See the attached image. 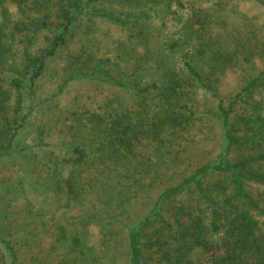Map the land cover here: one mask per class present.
Instances as JSON below:
<instances>
[{
  "label": "rangeland",
  "instance_id": "obj_1",
  "mask_svg": "<svg viewBox=\"0 0 264 264\" xmlns=\"http://www.w3.org/2000/svg\"><path fill=\"white\" fill-rule=\"evenodd\" d=\"M79 11L66 42L47 60L33 92L24 90L27 117L12 148L0 151V232L17 247L23 264H130L129 231L156 197L226 152L218 102L226 104L264 70V3L261 0H76ZM57 0L48 9L0 4L6 65L24 66V51L43 52L61 30ZM46 18L48 29L25 25ZM187 19L195 20L190 44L170 48ZM204 22V23H203ZM202 23V24H201ZM201 25H204L203 28ZM221 40L238 49L237 65L211 76L214 87L188 81L183 53L193 44ZM182 43V42H181ZM247 54L250 59H243ZM169 69L185 80L183 102L195 111L186 127L160 136L140 135L134 155L116 163L99 151L109 123L122 113L144 119L161 108L157 89ZM102 76L126 80L128 87ZM264 99V87L255 94ZM15 101V96L13 97ZM86 157L77 161L76 148ZM76 177L69 193L68 178ZM218 177L212 173L207 183ZM74 240L76 241L74 243ZM196 264H206L200 252Z\"/></svg>",
  "mask_w": 264,
  "mask_h": 264
},
{
  "label": "trees",
  "instance_id": "obj_2",
  "mask_svg": "<svg viewBox=\"0 0 264 264\" xmlns=\"http://www.w3.org/2000/svg\"><path fill=\"white\" fill-rule=\"evenodd\" d=\"M7 1L15 3L23 13L26 8L44 10L53 5V0H0V4ZM57 1L61 30L40 54L32 55L25 50L21 68L6 65L8 49L0 27V151L13 147L15 136L27 117L23 112L24 90L33 92L48 58L66 42L65 33L79 11L76 0ZM25 25L48 29L50 22L28 16ZM182 32L170 42V48L190 44L194 34L201 35L193 19L185 21ZM202 39L193 46L206 68L199 67L200 60L190 49L183 53L184 68L188 81L211 89L214 87L211 76L237 65L240 54L238 49L225 48L216 38ZM243 59L250 57L245 54ZM100 79L123 87L129 84L108 76ZM186 81L176 70L169 69L162 84L141 88L157 89L161 108L148 117L147 127L144 119L135 121L130 112L116 116L106 130L107 143L101 144L98 150L116 163L117 158L134 155L135 141L140 135L158 137L169 129L189 125L195 111L183 102ZM262 86L264 70L245 83L227 104L218 102L216 114L224 128L226 152L238 149L239 153L233 158L204 164L180 183L160 192L151 209L130 228V264H196L193 256L198 252L206 264H264V99L255 96ZM76 149V160L82 162L85 150ZM212 173L218 177L207 183L205 178ZM67 181L68 191L73 193L76 177H69ZM0 264H23L17 247L2 232Z\"/></svg>",
  "mask_w": 264,
  "mask_h": 264
}]
</instances>
